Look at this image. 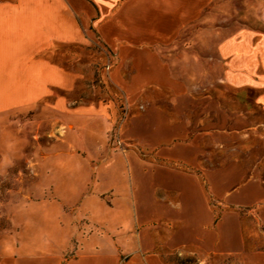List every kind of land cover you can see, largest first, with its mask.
<instances>
[{"label":"rangeland","instance_id":"374dc122","mask_svg":"<svg viewBox=\"0 0 264 264\" xmlns=\"http://www.w3.org/2000/svg\"><path fill=\"white\" fill-rule=\"evenodd\" d=\"M201 4L5 57L0 254L121 237L151 264H264L262 0Z\"/></svg>","mask_w":264,"mask_h":264},{"label":"crops","instance_id":"0c3cea01","mask_svg":"<svg viewBox=\"0 0 264 264\" xmlns=\"http://www.w3.org/2000/svg\"><path fill=\"white\" fill-rule=\"evenodd\" d=\"M201 9V0H0V94H6L8 88L5 80L9 68L5 57L34 60L58 44L87 40L78 16L94 19L93 27L101 38L110 46H117L125 32L122 25L140 35L143 17L155 12L168 16L198 15ZM261 15L264 20V0ZM34 61L42 65L40 60ZM38 72L33 80L45 79ZM45 75L48 83L42 88L59 83L58 72ZM120 238L111 242L101 240L94 247L79 244L69 260H65V252H49L44 247L15 251L5 248L0 254V264H151L150 258L131 254Z\"/></svg>","mask_w":264,"mask_h":264}]
</instances>
